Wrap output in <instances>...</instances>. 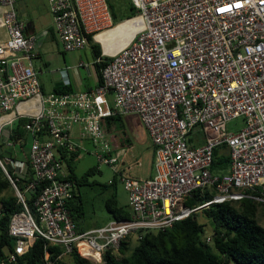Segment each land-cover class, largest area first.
I'll return each mask as SVG.
<instances>
[{
  "label": "built area",
  "instance_id": "obj_1",
  "mask_svg": "<svg viewBox=\"0 0 264 264\" xmlns=\"http://www.w3.org/2000/svg\"><path fill=\"white\" fill-rule=\"evenodd\" d=\"M14 1L0 0L6 33L0 38V143L6 125L27 118L33 173L24 191L39 190L32 210L0 158L22 204L9 218L14 245L0 264H24L20 256L36 237L62 244L64 254L74 250L105 264L104 252L117 250L127 235L164 230L213 203H264V0H130L136 12L126 19L136 23L133 35L106 52L111 59L101 68L102 82L48 93L34 67L36 34L24 32ZM47 1L64 50L84 48L88 33L113 23L108 0ZM129 113L138 115L155 149L154 173L147 178L120 171V154L111 144L107 118ZM237 117L242 125L231 123ZM76 123L97 159L117 173L128 193L129 217L85 229L72 218L68 200L75 180L57 152L79 148L69 136ZM221 144L229 161L214 172L213 152ZM206 189H213L208 199L186 203ZM204 238L209 242L211 234ZM46 245V264H57Z\"/></svg>",
  "mask_w": 264,
  "mask_h": 264
},
{
  "label": "trees",
  "instance_id": "obj_2",
  "mask_svg": "<svg viewBox=\"0 0 264 264\" xmlns=\"http://www.w3.org/2000/svg\"><path fill=\"white\" fill-rule=\"evenodd\" d=\"M107 4L114 24L136 12L131 2L127 11L121 15L114 11L109 0ZM93 34L94 32H91L87 35L93 57L96 59L100 56V60H95L93 63L99 84L102 82L101 68L111 59V56L101 54L100 43L93 38ZM70 90L69 84L55 87L57 92ZM122 117L121 114L109 116L107 129L113 131L117 125L121 124ZM26 121V117H18L10 126L9 137L17 143L18 148H23L26 145L24 126ZM225 148L224 144L214 148L211 167L214 172H220L227 168L229 155ZM58 151L66 161L67 176L74 179L77 186L85 182V174L77 176L72 170L71 160L77 152L66 153L64 149ZM7 170L12 176L17 177V187L24 191L25 185L33 173L30 165H28L23 176H18L8 167ZM38 190L39 187H36L35 190L24 191L26 202L32 210ZM0 194L1 259L13 249L14 245V238L8 231L9 218L14 211L22 208L14 187L1 166ZM212 194L213 189H206L201 194L198 190L186 203H200ZM105 206L113 218L121 219L131 215L130 205L118 204L115 195L106 199ZM68 207L78 227L85 229L79 224V219L83 214V204L79 191L73 190V196L68 200ZM199 213H202L210 221L211 240L209 242L205 241L204 238L207 223L198 220ZM199 213L178 219L172 226L164 230L146 231L141 238H137V242L132 247L129 245L131 235H127L121 241L117 249L118 253L110 249L104 252L105 264H264V226L258 217L259 213H264V203L250 198L223 201L204 207ZM45 245L46 242L43 238L36 237L28 250L20 256L21 262L24 264H46L44 259ZM46 248L49 251V256L55 259L57 264H98L80 256L74 250L64 254L63 245L60 243L47 244Z\"/></svg>",
  "mask_w": 264,
  "mask_h": 264
},
{
  "label": "rangeland",
  "instance_id": "obj_3",
  "mask_svg": "<svg viewBox=\"0 0 264 264\" xmlns=\"http://www.w3.org/2000/svg\"><path fill=\"white\" fill-rule=\"evenodd\" d=\"M109 1L111 2L114 11L118 15H121L123 12L127 11V8L131 2L130 0ZM44 19L45 11L40 8L39 20L44 21ZM113 25L114 23H112L106 28L95 30L94 35L97 32H101L105 29L112 27ZM100 46H102L101 43ZM42 50L46 51L48 54V63L45 65L40 58H37L34 60V67L36 68V70H38L39 67L41 68V70H43V74L41 75L43 78L46 75L54 73L50 71L52 69L57 68V66H60V64H69V58H73L76 61H78L79 58L82 59V61L84 62V66L79 65V67L77 68L81 73L85 72L86 66L90 67L92 71H94V67L90 63V60L92 58V52L89 45L80 49L63 50V47L59 41L55 39H49V41L44 45V47H42ZM90 82L91 81L89 79L88 83ZM109 99L111 101V95H109ZM233 122L238 125H242L243 121L241 117H237L231 123ZM142 134L143 135H139L137 133L130 134L131 140L127 141L125 139L124 133H122V131H119L117 135L111 140L112 145V142L116 141L117 143L115 145L117 147L124 148L126 150L124 156L125 162L123 164H120V162H118V165L120 164L118 169L122 171L125 175L133 176L136 178L144 177V169L149 163L152 149L151 144L143 133V130ZM122 139H125V141H121ZM28 142L29 138L27 140V143ZM86 148L89 150L84 149V147L79 148L76 155L71 160L73 172L77 176H82L84 174L86 176V181L78 184V191L81 195L83 204V214L79 219V224L84 228L104 224L108 222L111 218H113L111 213L107 210L105 206V201L108 197L115 195L118 204H128V193L124 189L122 182L117 176V173H115L114 170L108 164L103 163L97 159L94 153L96 147L94 146L93 142H86ZM13 155V151L10 154V152H6L4 149L1 151L0 149V158L2 162L6 165V167H9V159L10 157L13 158ZM109 178L115 179V182L109 183ZM258 217L260 223L264 226V213H259ZM197 218L198 220L205 221L207 223L205 225L206 233L210 234V221L202 213H199ZM136 242V236L131 235L129 245L132 247ZM114 252L118 253L117 250H115Z\"/></svg>",
  "mask_w": 264,
  "mask_h": 264
},
{
  "label": "crops",
  "instance_id": "obj_4",
  "mask_svg": "<svg viewBox=\"0 0 264 264\" xmlns=\"http://www.w3.org/2000/svg\"><path fill=\"white\" fill-rule=\"evenodd\" d=\"M13 5H14V9H15V12L18 18H20L21 20L25 22L24 32L26 33L33 32L36 34L37 56L35 59L40 58L42 62L46 65L48 63V57H47L48 54L46 51L42 50V47H44V45L49 41V39H55L59 41L53 29V26H52V13L50 11L48 1L47 0H15ZM40 8H42L45 11L44 21L39 20ZM2 9L3 8L0 7V12L2 11ZM5 36H6L5 28L2 25H0V38H4ZM93 38L99 41L98 39L95 38L94 34H93ZM101 51H102L101 52L102 55H109L103 51L102 46H101ZM91 57L92 58L90 60L91 61L90 63L94 67L93 63L96 59L93 57V55ZM69 62H70L69 64L67 63L60 64V66H57V68L52 69L50 72H54V73H51L50 75H46L44 78L41 76L43 74V70H41L40 67L38 68L39 70L38 77L40 81V86L44 93L55 91L56 86H63L67 84H69L71 87L70 91L88 90V89H91L97 86L98 78H97V73L95 71V68H94V71H92L90 67L86 66L85 72L81 73L77 69L79 65L84 66V62L82 61L81 58H79L78 61L74 60L73 58L72 59L69 58ZM89 79L91 81L90 83H88ZM122 115L123 117H122L121 124L117 125V127H115L113 131L109 130L110 138L112 140L113 137H115L119 131H122V133H124L125 135V139L129 141L131 140L130 134L137 133L139 135H143L142 134V130H143V133L147 137V140L149 141V143L151 144L152 149H151V156L149 159V163L147 167H145L144 169L145 175L142 178L150 177L154 173V155H155L154 146L150 138L148 137L147 132L137 114L129 113V114H122ZM12 123L6 125L3 128L0 149L1 151L4 149L6 152H10V154L12 151L14 152L13 158L10 157L9 159L10 164L8 168L11 169V171L17 174L18 176H23L26 173L27 167L29 165L28 143H27L29 135L26 131V137H25L26 145L23 148H18L17 143H15L9 137V130H10V126L12 125ZM81 131H82V125L80 123H76L72 125V127L70 128L69 136L71 139H73L78 144L79 148L84 147V149L89 150L86 148V142H89V141L92 142V141L89 138L82 136ZM125 139H122L121 141L124 142ZM8 142H11V144L9 145ZM112 143H113L114 148L120 154L119 155L120 164H123L125 162L124 156H125L126 150L124 148L117 147L115 145L117 143L116 141H113ZM79 148L72 152H77ZM66 153H70V152H66ZM57 154L62 159L63 171L67 172V168L65 165V162H66L65 159L60 155L59 151L57 152ZM120 164L118 165V167L120 166ZM114 181L115 179L113 180V182ZM74 191L75 192L78 191V186L76 185V183L74 186ZM94 226H97V225H94Z\"/></svg>",
  "mask_w": 264,
  "mask_h": 264
},
{
  "label": "bare ground",
  "instance_id": "obj_5",
  "mask_svg": "<svg viewBox=\"0 0 264 264\" xmlns=\"http://www.w3.org/2000/svg\"><path fill=\"white\" fill-rule=\"evenodd\" d=\"M136 23L133 19H125L112 27L95 34L102 43L104 52H113L132 37Z\"/></svg>",
  "mask_w": 264,
  "mask_h": 264
}]
</instances>
